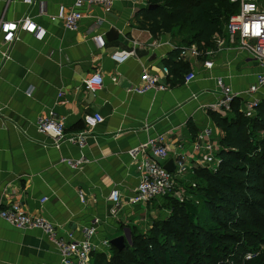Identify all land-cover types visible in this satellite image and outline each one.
Returning <instances> with one entry per match:
<instances>
[{"label":"crops","instance_id":"1","mask_svg":"<svg viewBox=\"0 0 264 264\" xmlns=\"http://www.w3.org/2000/svg\"><path fill=\"white\" fill-rule=\"evenodd\" d=\"M75 2L0 0V17L18 21L30 15L46 29L42 38L21 31L0 68V207L18 203L29 214L57 225L62 235L74 231L78 238H84L83 229L99 218L93 241L99 245L97 252L109 257L112 247L104 248V240L112 244L124 236L129 241L132 229L147 232L155 219L169 214L163 197L129 202L141 179V161L149 155L147 150L133 160L130 149L164 134L171 153L166 163L172 159L175 168L176 154H193L200 130L214 125L218 136L223 135L206 107L221 97L217 79L244 92L264 67L229 43L211 57V68L204 66L205 56L183 57V47L190 44L182 42L178 32L155 37L140 26L136 14L146 6L144 0H115L109 11L84 4L77 30L51 19L62 6L75 8ZM227 35L225 27L223 38ZM125 52L133 53L123 61L113 59L115 53ZM171 56L186 66L178 74L166 63ZM186 68L197 73L190 83L184 82ZM144 70L168 88L132 91L141 84ZM95 73L104 81L93 92L84 82ZM257 96L264 99V88ZM51 111L65 120L67 134L86 129V113L99 112L105 120L89 130L83 148L70 142L56 146L37 125ZM63 157L88 161L72 167ZM113 189L121 193L118 207L109 198ZM60 262V253L43 230L18 228L0 217V264Z\"/></svg>","mask_w":264,"mask_h":264},{"label":"trees","instance_id":"2","mask_svg":"<svg viewBox=\"0 0 264 264\" xmlns=\"http://www.w3.org/2000/svg\"><path fill=\"white\" fill-rule=\"evenodd\" d=\"M144 1L136 14L141 27L155 37L176 31L203 52L239 11L231 0ZM166 63L173 74L186 67L172 56ZM241 107L236 98L231 112L210 110L223 134L217 168H198L192 178L197 185H187L183 201L163 197L166 217L147 232L132 229L131 241L120 249L113 245L109 257L95 253L92 264H264V99L253 117Z\"/></svg>","mask_w":264,"mask_h":264},{"label":"built area","instance_id":"3","mask_svg":"<svg viewBox=\"0 0 264 264\" xmlns=\"http://www.w3.org/2000/svg\"><path fill=\"white\" fill-rule=\"evenodd\" d=\"M27 3H33V0H25ZM115 0H76L75 8L69 10L64 6L60 7L59 13L53 15V21L60 20L64 27L70 30H77L83 19V13L79 7L87 5H102L107 11L113 8ZM239 3V11L233 14L226 25L228 33L227 38L218 36L214 39V47L206 52L200 51L197 45L185 46L182 49L183 57L205 56L204 66L211 68L214 56L220 49L228 43L241 50L247 51L264 67V0H231ZM27 31L34 33L37 37L42 38L46 34V29L37 24L30 15H25L18 21H7L0 17V48L2 59L0 68L10 58L11 50L14 43L20 40V32ZM99 43L103 44V39L97 37ZM133 52L115 53L113 59L123 61ZM168 73V67L164 68ZM197 78V73L191 70L184 75V82L190 83ZM103 76L95 73L87 78L84 82L85 88L89 91H96L103 84ZM220 87L221 97L218 101L208 104V110L221 111L228 113L232 111L233 102L236 98L242 100L241 110L249 117L256 114L257 106L261 98L257 95L264 88V71L256 74L254 82L244 91H236L227 84L222 77L217 79ZM168 86L159 81L156 74L149 70H144L141 76V84L131 87L132 91L145 93L151 89L165 90ZM105 117L99 112H89L84 116L86 129L75 134L66 133V123L62 118L51 111L46 116H41L37 122L39 131L52 137L56 146L63 142H70L83 148L87 145L89 130L99 123L104 122ZM149 150V155L144 157L139 166L141 179L134 194L130 197L129 202L148 203L158 197L172 195L183 201L187 197V185L196 187L197 182L192 180L195 171L202 168L215 170L220 162L218 153L220 151V140L217 129L214 125H208L197 133L194 141V152L192 155L178 153L175 155V168L169 170L165 164L171 156L170 149L166 142L164 134H158L149 138L145 143L131 148L129 151L133 160L141 158L142 153ZM62 161L67 162L72 167H78L87 158L74 160L63 157ZM80 198L84 195L80 192ZM121 193L119 189H113L110 193L116 207L120 203ZM119 209H117V212ZM112 212H116L113 209ZM116 212V213H117ZM114 214V213H113ZM0 217L18 228H38L51 240L61 256L60 264H90L95 252L99 250V245L93 241V236L97 232L99 218H95L91 226L83 229L84 238L75 236L74 231H68L65 234L59 233L57 225L45 217H37L29 214L20 204L11 203L6 207H0ZM104 248L111 249L112 244L108 240L103 241Z\"/></svg>","mask_w":264,"mask_h":264},{"label":"water","instance_id":"4","mask_svg":"<svg viewBox=\"0 0 264 264\" xmlns=\"http://www.w3.org/2000/svg\"><path fill=\"white\" fill-rule=\"evenodd\" d=\"M110 36V35H109ZM169 170H174V162L173 160H169L166 165H165ZM129 241H131V237H130V234L127 236ZM112 244L117 247V248H122L125 246V237L124 236H120V237H117L115 239H113L112 241Z\"/></svg>","mask_w":264,"mask_h":264},{"label":"rangeland","instance_id":"5","mask_svg":"<svg viewBox=\"0 0 264 264\" xmlns=\"http://www.w3.org/2000/svg\"><path fill=\"white\" fill-rule=\"evenodd\" d=\"M260 133H264L263 131L262 132H260ZM194 200L196 201V202H199V199L196 197V195H194ZM166 205V204H165ZM167 208L169 209V207L167 206ZM169 213H170V209H169ZM160 219V218H159ZM130 237H131V235H130ZM131 239H132V237H131ZM250 254H252V252H248L246 255V258H248L249 257V255ZM93 261H94V258H93V260H91V263H93Z\"/></svg>","mask_w":264,"mask_h":264}]
</instances>
